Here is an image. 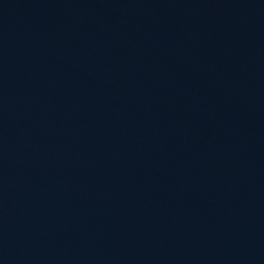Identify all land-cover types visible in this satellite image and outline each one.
Wrapping results in <instances>:
<instances>
[{"label":"water","instance_id":"water-1","mask_svg":"<svg viewBox=\"0 0 264 264\" xmlns=\"http://www.w3.org/2000/svg\"><path fill=\"white\" fill-rule=\"evenodd\" d=\"M0 264H264V0H0Z\"/></svg>","mask_w":264,"mask_h":264}]
</instances>
